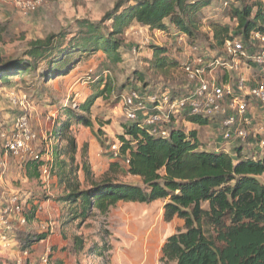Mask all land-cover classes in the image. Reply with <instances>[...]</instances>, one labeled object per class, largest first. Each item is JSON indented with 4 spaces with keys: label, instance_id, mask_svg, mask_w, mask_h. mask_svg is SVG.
<instances>
[{
    "label": "trees",
    "instance_id": "16d2710c",
    "mask_svg": "<svg viewBox=\"0 0 264 264\" xmlns=\"http://www.w3.org/2000/svg\"><path fill=\"white\" fill-rule=\"evenodd\" d=\"M236 1L238 6L230 8V20L237 26L231 28L211 21V42L215 46L210 43L209 47L219 49L233 38H240L249 47L250 34L264 33L263 4ZM211 2L126 0L106 15L105 20L111 21L107 32L102 31L101 23L83 22L69 39L64 33L49 34L43 40L29 41L23 55L0 60V86L10 87L15 79L25 82L37 70L44 81L63 77L84 57L100 51L112 64H117L123 31L134 23L152 31H172L175 36H184L192 45L200 38L205 39L200 28L204 10ZM149 52L151 56L146 60L149 69L161 71L179 65L165 46H151ZM254 70L261 69L255 67ZM135 77L144 85L139 91L132 84L134 91L140 94L150 91L145 90L141 75ZM101 83L102 77L90 82L92 94L75 108L77 110L62 108V117L54 132V137L65 146L56 148L49 171L63 188L58 202L65 205L67 221L84 220L94 212L105 216L119 202L150 204L162 200L164 221L170 223L176 218L183 222V230L165 240L160 264H264V184L258 180L264 176V152H242V145L229 151L216 147L208 150L195 131L185 133L175 125L167 128L166 135H159L142 124L145 117L138 112L136 120H128L122 127L117 156L108 171L118 174L122 172L120 162L128 161L124 173L139 179L141 187L106 175L97 184L81 188L77 175H73L77 171L76 142L69 128L73 124L92 127V121L85 115L90 114L96 98H103L112 90L108 80L100 89ZM125 88L121 86L119 90ZM168 91L172 96L183 92ZM203 120L206 119L190 117L188 121L201 124ZM217 126L221 127L219 122ZM61 155L67 160L60 159ZM42 165V162L28 160L23 166L26 177L39 178ZM82 169L87 176L88 167L83 164ZM46 238L43 235L37 240ZM75 245L83 251V242L76 240ZM93 253L101 255L98 247L89 248L84 254Z\"/></svg>",
    "mask_w": 264,
    "mask_h": 264
},
{
    "label": "rangeland",
    "instance_id": "374dc122",
    "mask_svg": "<svg viewBox=\"0 0 264 264\" xmlns=\"http://www.w3.org/2000/svg\"><path fill=\"white\" fill-rule=\"evenodd\" d=\"M125 1L47 0L34 11L23 13L15 6V0H0V60L23 55L29 41L43 40L49 34L64 33L69 39L80 30L79 24L83 22L101 23L104 29L102 31L107 32L111 21L105 20L106 15L117 4ZM245 1H258L264 7V0ZM232 5L237 7V1L212 0L204 10L200 28L205 39L200 38L192 45L187 43L184 36H175L172 31H152L134 23L123 31V46L118 52L120 62L117 64H112L100 51L84 57L63 77L44 81L40 77V70H37L25 82L15 79L10 87L0 86V111L9 113L10 110H19L13 114L14 120L8 124L11 126L8 129L12 128L19 116H26L29 131L35 137L30 142V147L39 156V162L43 163L39 178L28 179L23 166L30 157L20 160L10 156L7 163L12 164L15 169L12 173L4 171L1 177L0 205L12 196L23 204L22 217L26 224L20 225L18 218L12 220L8 242L15 245L13 249L21 253L28 251L29 258L25 264H39L42 256H48V264H160V252L165 240L183 230V222L176 218L170 223L164 221L162 200L150 204L119 202L105 216L94 212L84 220L67 221L69 216L66 215L65 205L58 202L63 195V188L49 171L55 160L56 148L65 146L54 137L57 121L62 117V108L75 109L86 102L92 94L90 82L102 77L101 89L108 80L111 92L103 98H96L90 114L85 115L92 121V127L73 124L69 128L76 142L77 171L73 175H77L82 189H87L90 183L97 184L106 175L119 182L141 187L139 179L124 173L126 164L123 162L119 165L122 172L113 174L108 171L110 163L115 161L112 146L118 149V136L123 134L122 127L128 122L122 98L133 90L132 84L137 90H142L144 84L138 81L136 75L143 78L145 90L155 86L160 90L183 91L188 83L182 66L190 56V49L195 45L203 51L210 43L213 44L209 23L219 22L231 28L237 26L235 21L230 20ZM151 46H165L179 65L161 71L149 69L146 60L151 56ZM250 75L258 79L264 76V69L253 68ZM121 86L126 88L121 91ZM256 107L258 115L254 123L257 128L255 130L252 127L249 133L252 140L242 142L234 138L235 140L222 144L221 149L229 151L234 146L242 145V152H247L248 146L254 150L259 148V153L264 152V147L259 142L264 140V105L262 108ZM11 119L12 117L5 121L9 122ZM174 125L185 133L196 131L209 141L215 142L216 137H222L221 127L214 120L193 124L181 118ZM162 131L164 135L168 132L163 126L154 132L152 130L159 135H162ZM2 151L5 150L0 140L1 161ZM60 159L67 160V157L61 155ZM83 164L88 167L87 176L82 169ZM44 169L48 171L46 175L42 173ZM258 180L264 184V176ZM43 235L47 238L39 242L37 239ZM76 240L83 242V251L75 245ZM92 247H98L101 255L84 254Z\"/></svg>",
    "mask_w": 264,
    "mask_h": 264
},
{
    "label": "built area",
    "instance_id": "2783aa9c",
    "mask_svg": "<svg viewBox=\"0 0 264 264\" xmlns=\"http://www.w3.org/2000/svg\"><path fill=\"white\" fill-rule=\"evenodd\" d=\"M43 1L47 0H15V6L28 13ZM248 43L246 47L240 38H233L226 40L219 49L207 46L203 51L194 45L182 66L188 83L185 90L173 96L168 90L155 86L146 94L130 91L122 98L127 119L136 120L137 113L142 112L145 117L142 124L154 132L162 126L174 125L181 118L188 121L190 117H199L220 123L221 144L235 139L248 141L253 125L250 110L254 105L261 108L264 105V76L255 79L250 75L255 67L264 69V33L250 34ZM161 134L164 135V131ZM34 138L26 116H19L9 131L0 132L5 153L20 160L26 157L40 160L30 147ZM260 146L264 147V142H260ZM112 150L116 157L118 149L112 146ZM4 167V161L0 160V179ZM47 172V169L42 171L44 175ZM22 205L15 196L0 205V243L5 246L11 231L8 222L18 218L20 225L26 224ZM28 258L29 253L24 250L17 264H23ZM39 261L48 264V256H42Z\"/></svg>",
    "mask_w": 264,
    "mask_h": 264
},
{
    "label": "crops",
    "instance_id": "0c3cea01",
    "mask_svg": "<svg viewBox=\"0 0 264 264\" xmlns=\"http://www.w3.org/2000/svg\"><path fill=\"white\" fill-rule=\"evenodd\" d=\"M257 109L258 108L254 105L252 107V109L250 110L251 117L253 119V127H254L255 130H256L257 126L254 123V120L257 118L256 115H258L257 114V111H258ZM4 111H6V110H4ZM17 111H19V110H10V111H8L9 113H3V112L0 111V113H1L0 116L2 117V118H0V131H2V130H6V131L7 130H10V129H8V127L10 126V125L8 126V124L11 123L14 120V117H13L14 115L13 114L17 113ZM11 117H12V119L9 122L5 121V119H9ZM196 136H197L198 140L203 144L204 148H207L208 150L209 149L212 150L215 147L216 148H221V146H222L221 143L220 144L218 143L219 142V139L217 137H216V140L214 142V141L207 140V138H203L202 136H199L197 132H196ZM259 142H264V140L263 141H260L259 140ZM257 145H258V143H257ZM247 149H248V151L258 152L257 149H259V148H257L256 150H254V148L248 146ZM8 157H10V155H7L5 153V151H4L3 152V159H2V161L5 162V168L3 170V173H4V171L5 172L7 171L9 173H12L13 169H15V167L11 166L12 164H8L7 163ZM1 183H2V181L0 179V185H1ZM12 197H10V198H12ZM8 200H5V201H8ZM8 224H9L10 227H12V221L11 220L8 222ZM11 232L12 231H9L8 232V235L9 236H10ZM14 247H15V245H13V244L11 245L10 242H8V244L6 246L3 245V244H0V264H17V260L21 258V251L19 252V250L13 249ZM26 261L27 260H25L23 264H25ZM28 263H30V262H28Z\"/></svg>",
    "mask_w": 264,
    "mask_h": 264
}]
</instances>
